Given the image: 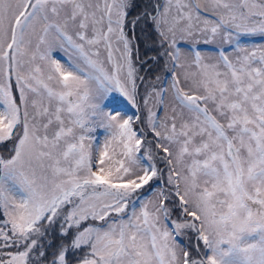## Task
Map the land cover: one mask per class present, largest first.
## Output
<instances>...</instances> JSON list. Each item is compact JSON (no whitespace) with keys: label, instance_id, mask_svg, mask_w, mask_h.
Returning <instances> with one entry per match:
<instances>
[{"label":"snow or ice","instance_id":"obj_1","mask_svg":"<svg viewBox=\"0 0 264 264\" xmlns=\"http://www.w3.org/2000/svg\"><path fill=\"white\" fill-rule=\"evenodd\" d=\"M132 7L0 0V264H264V45L242 43L264 34V0ZM141 20L163 49L144 60L125 30ZM160 56L171 79L155 76L141 114Z\"/></svg>","mask_w":264,"mask_h":264},{"label":"rangeland","instance_id":"obj_2","mask_svg":"<svg viewBox=\"0 0 264 264\" xmlns=\"http://www.w3.org/2000/svg\"><path fill=\"white\" fill-rule=\"evenodd\" d=\"M156 0H132V3L134 7L131 8L130 13H129V20L137 16L138 14L142 13L147 9L148 11H151L153 3H155ZM125 30L128 32L129 37H135L134 43L138 46L139 49V58L140 60H144L148 57H155L157 56L158 52H162L163 49H161L157 43V35L155 31L152 28L151 22L147 21L145 22L144 20H141V22L135 26L134 32L131 29L130 25H126ZM199 43L196 45V48L194 50L200 51L201 55L206 57V58H211L212 60L215 59V57L218 55V52L220 49H218V46L214 43H204L203 42V37H198ZM242 43L245 46H248L249 48L252 47H258L260 45H264V34L261 33H255L249 36H246L243 38ZM181 48L184 51H189V43L187 41L181 42ZM224 48L227 50V54L230 56L233 55V49L229 47L228 45H225ZM75 53L67 47V45H56L53 48L52 51V58L59 60L62 64H66L69 57H75ZM166 62V57H158L156 61H150L148 65H145V69L148 67H151L154 69L153 72H146V71H141L140 75H143L146 77L144 82L138 81L139 85V93L140 95L137 97V100L139 102V113L145 114L146 112L143 108V103H142V97L145 94V90L151 88L153 86V83L155 82V76H160L162 81L165 82V86H167V82L170 81L171 76L169 71L164 70V65ZM168 68H171V65H168ZM140 82V83H139ZM170 101H171V96L165 97V104L169 105V112H170ZM123 103V106L127 110V113L129 115H133L137 113V109L134 108L129 102L123 101V99L119 96V94L116 95V100L114 101V106L116 104ZM107 110V109H106ZM153 110L157 112V115L159 117H163L165 115V112L161 109V107L158 104L153 105ZM98 122L94 124L93 130L89 134L92 138V142L95 140H99L100 143L104 141L106 138V131L103 128H100L97 126ZM151 138V137H149ZM5 151L3 146H0V153H3ZM158 167L163 168L164 165L158 164ZM147 189V186H146ZM145 196L150 197V193L148 191L144 192ZM178 215V213H177ZM176 218V215L173 216V219ZM54 237L50 235L47 239L52 240ZM56 240H59V237H55ZM188 237H184V242L187 243ZM52 249H49V252H51ZM76 255H80V253H76ZM50 258V257H49ZM69 259L72 260V264H75V259L73 255L70 253L69 254Z\"/></svg>","mask_w":264,"mask_h":264},{"label":"water","instance_id":"obj_3","mask_svg":"<svg viewBox=\"0 0 264 264\" xmlns=\"http://www.w3.org/2000/svg\"><path fill=\"white\" fill-rule=\"evenodd\" d=\"M140 83V82H139Z\"/></svg>","mask_w":264,"mask_h":264}]
</instances>
